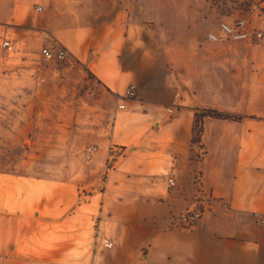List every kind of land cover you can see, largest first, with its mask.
I'll return each mask as SVG.
<instances>
[{"label":"crops","instance_id":"crops-1","mask_svg":"<svg viewBox=\"0 0 264 264\" xmlns=\"http://www.w3.org/2000/svg\"><path fill=\"white\" fill-rule=\"evenodd\" d=\"M255 1L264 7V0ZM30 2L44 9L0 21L28 22L44 47L65 48L112 106L133 82L137 95L116 110L108 137L110 146L128 152L113 168L97 161V171L103 165L101 174L107 175L106 190L85 193L86 185L65 178L0 173V264L11 256L32 264H264V223L255 215L264 217V93L246 87L264 86V49H204L221 42L202 33L207 0ZM182 37L195 41L171 45ZM23 41L22 49L28 39ZM220 53L222 59H215ZM252 54L254 70L262 74L249 84L243 79ZM183 61L192 68L189 77L178 72ZM204 64L207 70L200 73ZM254 100L252 109L231 106ZM203 108L237 111L242 118H206L198 145L192 141L194 115ZM36 129L31 149L38 157L43 150L73 149L70 129L64 127V138L62 128L47 120ZM196 209L200 219L181 226L180 216ZM93 231L101 246L88 256L74 252L71 260V247ZM105 237L111 248L103 245Z\"/></svg>","mask_w":264,"mask_h":264},{"label":"rangeland","instance_id":"rangeland-1","mask_svg":"<svg viewBox=\"0 0 264 264\" xmlns=\"http://www.w3.org/2000/svg\"><path fill=\"white\" fill-rule=\"evenodd\" d=\"M30 1L24 0V4L15 6L13 0H1L0 17L13 18L14 14L18 12H23L27 16L36 14L34 10L37 3L32 4ZM189 1L183 0L186 3ZM206 5L208 20L206 18L207 21L201 29L202 33H207V31L218 32V27L222 21L233 22L239 18H245L252 32V38L244 42L226 40L220 43H206L204 49H233V51L264 49V35L262 38L255 36L257 31L264 33V7H260L255 0H207ZM20 24L12 20L0 21V43L8 32V35L15 36V40L18 42H24V39H28L27 45L23 44L24 49H19L20 53L12 57L5 52L0 44V173L34 177L49 176L55 179L65 178L78 183L80 186L86 185L87 188H83L85 193H91L90 189L92 188L99 191L106 190L103 182L107 175L101 174V171L104 170H102L103 165H100L101 170L97 171L99 167L97 161H104L105 168H113L117 159L128 152L127 147L117 148L114 145H109L108 137L111 134L113 115L120 108L118 105L116 107V105L110 104V97L99 90L96 81L92 80L93 77L73 58L66 56L63 60L45 59L42 56V49L45 44L40 34L30 33L26 27L28 22L23 23V25ZM165 40L168 44L169 41L171 42L169 38ZM173 41L174 39H172V46L182 47L194 43L195 39L182 37L176 42ZM186 52L182 57H188ZM220 54L215 59H222L223 54ZM251 57L253 59L251 62H247L249 65L243 79L249 84L254 83L255 78L258 79L262 74H256V71L261 70H254V55L252 54ZM184 62L182 63L183 69H179L178 72L182 73L184 77H189L192 75L190 73L192 68L189 63L185 64ZM206 70L207 65L204 64L203 67H200V73H205ZM246 87L248 93L254 94L255 88L262 89V94L264 93V86L247 85ZM246 87L244 88L246 89ZM215 98L222 104L217 95ZM255 98L257 99V97ZM255 103L258 104L255 100L235 101L232 102L231 106L234 109L246 110L252 109ZM262 107L264 109V101ZM207 110L228 117L213 116L207 114ZM208 117L239 121L242 115L238 114L237 111L218 110V108L199 109L195 112L193 123L192 141L195 144L200 145V137ZM41 120L50 121L62 128L58 134L63 138L66 135L63 130L64 127L73 132L74 142L70 153L64 150L51 149L50 151L43 150V154L38 157L31 148L37 136L36 125ZM90 128H96L97 131L88 130ZM42 136H46V134ZM95 143L103 147L101 155H96V159L91 161L85 160L84 151L86 147ZM53 146L61 148L58 143H54ZM198 150H200V146ZM47 153L51 154L47 155ZM48 156L52 158H47ZM99 177H102L101 181L98 179ZM170 178L174 179V177ZM22 193L24 195V192ZM187 212L189 210L185 213ZM182 215L179 218L181 226L190 227L195 224L184 225L181 222ZM95 233L96 231H93L90 237L79 242L80 245L71 247L73 250L71 260H74V252L83 251L88 256L92 250L97 249V245L101 246L99 240L95 239ZM106 257L108 255L104 254L103 258ZM16 260L15 256H11L6 264H32L29 261ZM33 264L54 263L40 261Z\"/></svg>","mask_w":264,"mask_h":264},{"label":"built area","instance_id":"built-area-1","mask_svg":"<svg viewBox=\"0 0 264 264\" xmlns=\"http://www.w3.org/2000/svg\"><path fill=\"white\" fill-rule=\"evenodd\" d=\"M36 11H42L44 8L41 5L36 6ZM264 33L262 31L256 32L257 38H262ZM207 38L210 41H226V40H246L252 38V32L249 28L248 21L245 18H239L233 22L229 21H222L219 25V31H210L207 34ZM2 48L5 49V52L9 56H17L20 52L19 49H21V45L18 41L15 40V38L8 36L6 37L1 44ZM42 56L47 60L52 59H60L63 60L68 56V52L65 48L60 47L56 50L44 47L42 49ZM137 95V85L136 83H131L124 95L120 98L118 107L120 109H124L126 107V99H132L135 98ZM169 112H173V107H168ZM100 144H93L85 149L84 151V159L85 160H91L95 157L97 152L100 150ZM175 181L173 178L169 179V185H174ZM202 213L200 210H193L185 213L181 217V222L184 225H191L196 223ZM256 217L260 220V222L264 223V217L261 212H256ZM102 243L105 247L111 248L113 246V242L109 240L108 238H102Z\"/></svg>","mask_w":264,"mask_h":264},{"label":"trees","instance_id":"trees-1","mask_svg":"<svg viewBox=\"0 0 264 264\" xmlns=\"http://www.w3.org/2000/svg\"><path fill=\"white\" fill-rule=\"evenodd\" d=\"M207 114H211V115L217 116V117H228V116H226L224 114L215 113V111H212V110H207Z\"/></svg>","mask_w":264,"mask_h":264}]
</instances>
